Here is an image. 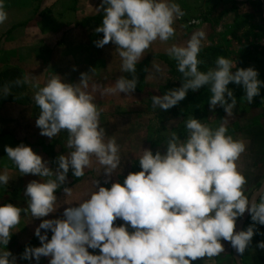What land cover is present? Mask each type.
Instances as JSON below:
<instances>
[{
    "label": "clouds",
    "instance_id": "clouds-1",
    "mask_svg": "<svg viewBox=\"0 0 264 264\" xmlns=\"http://www.w3.org/2000/svg\"><path fill=\"white\" fill-rule=\"evenodd\" d=\"M96 9L102 13L95 28L102 38L95 41L96 46L115 45L120 71L132 76L121 75L108 87L90 86L92 71L81 73L76 84L65 82L54 71L43 86L28 78L22 81L34 89L40 135L52 139L66 132L70 151L56 158L53 169L30 145L5 146L6 156L21 175L39 179L26 185V208L0 203V264H17L7 245L22 214L29 213L41 220L34 233L40 245L26 246L21 259L35 264H40L41 257L49 258L48 264H193L220 256L225 252L222 241L242 256L256 234L255 225H264V192L258 199L245 194L247 179L238 161L246 144L228 131V118L237 105L228 85H241L251 104L264 81L254 67H238L224 56L201 70L199 55L207 39L203 29L192 31L185 43L167 47L166 55L175 61L182 84L153 95L151 103L168 110L184 100L189 90L207 88L210 109L219 105L226 113L222 122L213 126L189 117L183 135L168 132L166 151L143 148L139 171L129 172L123 182L115 180L110 187L97 181L88 198L66 207L62 218H46L57 211V192L66 184L70 170L73 177H84L95 159L107 178L114 176L121 164L120 145L101 126L95 93H133L137 65L156 41L166 43L175 36L174 25L185 15L179 0H101ZM7 19L4 0H0V25ZM152 67L160 71L158 64ZM9 94L8 87L0 89V95ZM9 180L8 172L0 171V187ZM70 191L63 187L65 196ZM245 212L253 224L237 231V219ZM117 220L123 223H114ZM257 247L264 250V240Z\"/></svg>",
    "mask_w": 264,
    "mask_h": 264
},
{
    "label": "rangeland",
    "instance_id": "rangeland-1",
    "mask_svg": "<svg viewBox=\"0 0 264 264\" xmlns=\"http://www.w3.org/2000/svg\"><path fill=\"white\" fill-rule=\"evenodd\" d=\"M100 3L101 0H80L79 4L84 9L82 13L94 12L95 15L83 17L68 13L69 16L63 19L67 22L65 29L69 31L62 33L63 37L53 50L45 52L36 45L30 44L19 50L18 65H6L3 68H15L21 74L22 80L28 78L39 81L41 86L54 72L65 82L76 84L81 79V73L92 71L90 86L97 83L101 87L113 85L121 75L131 78L132 74L120 71V58L115 51V45L109 43L100 48L95 44L96 40L102 38L101 33L95 32V28L102 20V13L96 9ZM240 4L234 0L222 4L217 1L216 8L210 12V16L184 15L177 20L174 25L175 36L166 43L156 41L137 65L135 73L137 87L130 95L122 93L121 96H102L99 92L95 93L96 103L101 109V126L105 129L106 135L115 137L120 145V167L111 178L103 174V168L95 162V159L91 167L85 169L84 177L75 178L70 170L64 186H72L73 192L65 196L61 190L64 186L58 190L57 211L46 217L47 219L62 218L66 207L75 206L76 203L87 199L95 190L97 181L100 185L110 187L111 182L115 180L123 182L129 172L139 171L138 157L142 154L143 148H150L154 153L157 150L162 153L166 151L164 143L168 132L174 130L183 135L184 121L189 117L194 116L213 126H218L222 122L221 118L226 117L224 109L219 105L214 110L210 109V93L207 88L188 92L184 100L168 110H160L152 106L153 95H162L168 89L178 88L182 84L175 61L166 55V49L171 44H183L192 31L203 29L207 39L199 55V59L203 62L200 65L201 70L206 71L214 66L218 56H224L236 61L238 67H254L258 71V78L264 81V18L259 14L261 7H251V5L247 7ZM58 22L59 24H56L53 21L47 26H51V29L62 26L61 19ZM236 29L240 41L231 36V32H235ZM41 57L47 59L38 64ZM153 63L160 66L159 72L154 70ZM22 87V90L16 93L10 91L11 94L8 96L2 95L8 100L0 104V157L4 156L6 160L4 162L0 160V171H7L10 176L8 185L3 186L8 191L0 194V203H9L10 201H5V198L13 196L12 203L25 208L27 203L23 198L27 199L24 196L26 185L39 178L31 174L21 175L13 162L8 159L5 146L18 145H8L9 138L26 140L24 144L30 145L33 151L48 161L53 169L56 168V158L61 154L66 155L70 149L66 147V132H61L52 139L40 135V129L35 123L39 109L32 98L34 89L25 83ZM228 87L233 91L243 88L235 83H230ZM236 98V108L233 115L228 118V131L246 144V151L241 155L238 167L247 179L245 194L251 199L252 194L264 181V86L260 89V95L254 97L251 104L247 102L245 96H236ZM5 163L10 164L8 168H5ZM106 179L109 181L107 184H105ZM26 217L32 219L31 214H22L20 224L13 230L15 233L7 245L11 252H15L17 264H35L34 260L21 259V255L26 246L40 245L34 233L41 220L35 218L36 225L32 226L28 225L27 221L30 219L26 221ZM239 219L240 217L237 222ZM114 223L121 224L123 221L117 220ZM32 237L33 241H31ZM50 237L51 232H49ZM222 243L225 252L220 256L213 259H198L193 264H236L230 243L223 241ZM89 251L98 253V250ZM249 253L251 256L252 250H249ZM239 259L240 264H252L249 257L245 259L239 255ZM48 260L49 258L41 257L40 264H48Z\"/></svg>",
    "mask_w": 264,
    "mask_h": 264
},
{
    "label": "crops",
    "instance_id": "crops-1",
    "mask_svg": "<svg viewBox=\"0 0 264 264\" xmlns=\"http://www.w3.org/2000/svg\"><path fill=\"white\" fill-rule=\"evenodd\" d=\"M73 2L66 4L65 2ZM80 0H4L5 10L8 14V19L3 25H0V69L6 65H18L19 62V50L23 47L36 45L38 48L50 52L60 42V38L63 37L62 33L69 30L65 29L66 20L63 18L68 17V13L75 14V16H89L95 15V13H82L84 9L79 4ZM221 4L229 0H179L180 6L186 15L196 16H210V12L216 8V2ZM241 3L240 5H246L247 7H261L262 17L264 18V0H234ZM233 2V0H231ZM60 27H54L48 24H59ZM63 21V22H62ZM47 58H39L38 64L45 61ZM4 107V106H2ZM27 127V126H26ZM12 141H11V140ZM27 142L23 138H9L8 145L20 144ZM1 161H6L0 157ZM9 163H5V168L9 167ZM73 192V188L70 185ZM5 189V190H4ZM63 191V189H61ZM8 191L5 187H0V194ZM5 201L12 203L13 196ZM13 199V200H11ZM26 201V198H23ZM27 203V202H26ZM13 204V203H12ZM26 208V206H25ZM30 214V213H29ZM24 218V217H22ZM30 219L26 217V221ZM23 223V222H22ZM28 225H36L35 218L27 221ZM34 237V236H33ZM33 237L31 241H33ZM15 256V252H11Z\"/></svg>",
    "mask_w": 264,
    "mask_h": 264
},
{
    "label": "trees",
    "instance_id": "trees-1",
    "mask_svg": "<svg viewBox=\"0 0 264 264\" xmlns=\"http://www.w3.org/2000/svg\"><path fill=\"white\" fill-rule=\"evenodd\" d=\"M231 36L235 37L238 41L241 39L238 38L236 35L237 29L235 32H231ZM178 75L181 77V74L178 72ZM17 81H21V83H17ZM22 76L19 73V71L15 68L6 67L0 70V89H3L4 87H8L10 91L18 92L22 90ZM189 93H191V90H189ZM234 96H244V90L243 88L237 89L233 91ZM8 98L3 97L0 95V104L7 102ZM250 224H253V221L251 220L250 215L246 219L243 229H246ZM256 234H254L252 243L249 245V248L245 250V253L242 255L243 258H250L249 260L252 261V264H264V250H261L257 247L258 242L261 240H264V225L256 224ZM249 250H252L251 256L249 253Z\"/></svg>",
    "mask_w": 264,
    "mask_h": 264
},
{
    "label": "water",
    "instance_id": "water-1",
    "mask_svg": "<svg viewBox=\"0 0 264 264\" xmlns=\"http://www.w3.org/2000/svg\"><path fill=\"white\" fill-rule=\"evenodd\" d=\"M263 191H264V181L258 187V189L255 190V192L252 194L251 199H255V198L258 199V197L260 196V194ZM248 215H249L248 212H245V214L242 217H240V219L238 220V222L236 224V230L237 231L241 230L242 224ZM232 254H233V258H234V261L236 262V264H240L239 254H237L233 248H232Z\"/></svg>",
    "mask_w": 264,
    "mask_h": 264
}]
</instances>
